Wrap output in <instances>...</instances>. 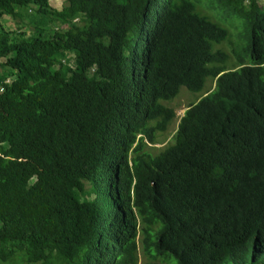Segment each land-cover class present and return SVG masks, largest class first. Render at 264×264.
<instances>
[{
  "label": "trees",
  "instance_id": "16d2710c",
  "mask_svg": "<svg viewBox=\"0 0 264 264\" xmlns=\"http://www.w3.org/2000/svg\"><path fill=\"white\" fill-rule=\"evenodd\" d=\"M198 9L242 20L250 61L226 72L228 31ZM208 77L149 154L175 118L159 102ZM138 224L150 260L264 264V6L0 0V264H137Z\"/></svg>",
  "mask_w": 264,
  "mask_h": 264
},
{
  "label": "rangeland",
  "instance_id": "374dc122",
  "mask_svg": "<svg viewBox=\"0 0 264 264\" xmlns=\"http://www.w3.org/2000/svg\"><path fill=\"white\" fill-rule=\"evenodd\" d=\"M260 4L264 6V0H259ZM50 5L52 8L56 10H61L65 5V0H50ZM198 11L203 14L207 15L212 21L217 23L219 26L225 28L228 31V40L221 44H217L213 46L214 51H221L228 56L226 63L224 64V68L226 72L234 71L238 69L237 65L240 59L246 58V61H250L249 55L246 56L240 52L235 55V51L241 48L242 44H246V35L247 32L243 26L242 20L227 16L225 14H218L216 12L212 13L208 9H198ZM26 14H33L28 12ZM2 24L8 31H18V32H28L29 27L27 26L26 20H12L10 17H4L2 20ZM22 26V27H21ZM238 59V61H237ZM215 79L210 77L206 78L204 87L198 93H194L189 91L185 87H180L177 95L170 101H160L159 103L167 108H171L174 111L175 118L174 120L168 125V128L163 133H156L155 134V143L147 145V151L151 155L158 154L161 150L165 149V147L171 145L174 141V135L176 133V129L179 123V120L184 115L186 108L191 105L197 103L200 99H202L208 93H211L214 90L215 86ZM76 197L81 201L85 202L94 196V191L89 187L88 184L85 185V190L83 192L75 193ZM137 228L139 229L136 242L138 245L137 251V264H174L170 260L164 261L159 258L150 260L148 257L144 256L142 252V237L140 235V226L138 224ZM173 260V259H172ZM174 261V260H173ZM8 264H19L17 261H9Z\"/></svg>",
  "mask_w": 264,
  "mask_h": 264
},
{
  "label": "clouds",
  "instance_id": "9594fccd",
  "mask_svg": "<svg viewBox=\"0 0 264 264\" xmlns=\"http://www.w3.org/2000/svg\"><path fill=\"white\" fill-rule=\"evenodd\" d=\"M221 75H222V73H221ZM215 80H216V79H215ZM215 82H216V81H215ZM208 94H209V93H208ZM186 110H187V108H186ZM182 117H183V116H182ZM182 117H181V118H182ZM179 121H180V120H179Z\"/></svg>",
  "mask_w": 264,
  "mask_h": 264
}]
</instances>
